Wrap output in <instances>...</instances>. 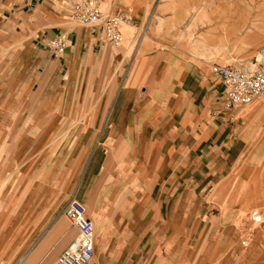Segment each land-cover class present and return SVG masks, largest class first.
I'll list each match as a JSON object with an SVG mask.
<instances>
[{
    "label": "crops",
    "instance_id": "0c3cea01",
    "mask_svg": "<svg viewBox=\"0 0 264 264\" xmlns=\"http://www.w3.org/2000/svg\"><path fill=\"white\" fill-rule=\"evenodd\" d=\"M75 2L0 0V264H59L78 234L65 213L72 199L95 224L90 264H240L235 249L214 255L227 239L216 234L234 226L190 223L214 179L207 168L220 162L231 176L253 151L239 148L241 106L225 108L223 81L204 58L254 61L264 2L257 22L221 10L249 1L212 2V22L197 32L208 48L196 53L189 0H102L145 26L132 48L83 24ZM60 34L67 46L57 55ZM253 185L264 192L263 180Z\"/></svg>",
    "mask_w": 264,
    "mask_h": 264
},
{
    "label": "rangeland",
    "instance_id": "374dc122",
    "mask_svg": "<svg viewBox=\"0 0 264 264\" xmlns=\"http://www.w3.org/2000/svg\"><path fill=\"white\" fill-rule=\"evenodd\" d=\"M214 1L219 0H189L188 2L189 15L186 22L187 24H189V22L191 23L189 27V45L190 49L195 50V53L199 48H208L205 42L199 43L197 41V32L199 25L202 28L203 26H208L212 22L211 15L213 9L216 8L213 7ZM246 1H249L250 4H254V7L231 9L229 6H223L221 10L224 16L226 15V20L228 21L230 18H228V16H230V14L236 15L235 12H237L239 16L242 14L249 15L250 22H257L259 19L258 13H260L262 9L261 7H255V4L264 2V0ZM180 2L185 3L186 0H180ZM129 18V22H123L122 24L121 33L123 40L121 44L128 48H132L134 47V42L131 40L135 39L136 35L140 33L142 29H145V26H136L133 24V19L130 16ZM258 27L261 26L257 23L253 24V26H247L248 29H256ZM263 46L264 44L261 45L258 50ZM258 50L255 59L258 56ZM131 59L137 60L139 58H134L132 56ZM204 59L212 60L214 64H229L234 62V59L223 57ZM244 60L247 62L246 66L251 67L254 63L252 59L242 58L238 61ZM236 111L238 112V116L235 122L237 125L235 140L238 142L239 148L243 149V151H245L246 145L251 146L253 151L249 154L248 159L245 154H241L242 158L239 160L238 168L234 169L231 176L229 175V170L227 173L226 169L225 171L223 170L224 172L221 170L219 166L220 162H217V165L213 164L215 165L214 169L207 168V175L209 173L214 175V179H212V177L210 178L207 182L205 193L201 194L199 197V199L201 198L202 215L191 217L190 223L191 225L234 226L237 232H226L216 235L227 237V239L230 236H235L237 240L227 243V239H225V241L217 243L214 248L216 251L214 255L219 258L225 257V253H232L235 249L239 256L238 260L240 264H246V259H249V252L253 257V264H264V192L253 191V189L256 188V185H253L254 183H259L261 180L264 181V176L262 175L264 170V99L257 98L249 104L238 107ZM226 165L227 162L221 164L222 167ZM247 167L249 168V175H246ZM252 170L258 173L255 177L257 180L256 182L251 180ZM206 177L209 179V175ZM194 197L197 196L194 195ZM80 201L83 202L82 200ZM194 204L195 200H192L190 202L191 212ZM255 211L262 213V217H260L259 220H256L253 215ZM164 223H167V221H164ZM246 252L248 257H246Z\"/></svg>",
    "mask_w": 264,
    "mask_h": 264
},
{
    "label": "built area",
    "instance_id": "2783aa9c",
    "mask_svg": "<svg viewBox=\"0 0 264 264\" xmlns=\"http://www.w3.org/2000/svg\"><path fill=\"white\" fill-rule=\"evenodd\" d=\"M75 14L85 25L102 24L107 39L115 45L121 44L123 22H129V16L122 12H112L103 6L102 0H78L75 2ZM67 46L65 34L56 36L51 41V48L57 55H62ZM215 76L224 84V106L232 109L251 103L257 98L264 99V46L259 50L253 65L219 64L211 66ZM69 220L78 230L77 236L63 250L58 258L59 264H90L95 255V224L87 214L85 204L72 199L65 208ZM256 220L261 212L253 214Z\"/></svg>",
    "mask_w": 264,
    "mask_h": 264
}]
</instances>
